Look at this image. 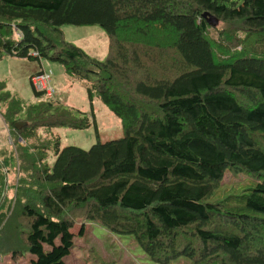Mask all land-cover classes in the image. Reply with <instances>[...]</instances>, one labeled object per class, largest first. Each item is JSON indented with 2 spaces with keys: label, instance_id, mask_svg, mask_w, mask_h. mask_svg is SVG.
<instances>
[{
  "label": "trees",
  "instance_id": "1",
  "mask_svg": "<svg viewBox=\"0 0 264 264\" xmlns=\"http://www.w3.org/2000/svg\"><path fill=\"white\" fill-rule=\"evenodd\" d=\"M66 24L100 26L105 58ZM5 54L59 63L90 111L32 85L45 99L25 103L0 81L1 256L67 264L92 221L133 235L152 264H264V0H0ZM96 99L122 135L62 146L55 128L97 129ZM227 171L254 181L243 204L208 201Z\"/></svg>",
  "mask_w": 264,
  "mask_h": 264
},
{
  "label": "rangeland",
  "instance_id": "2",
  "mask_svg": "<svg viewBox=\"0 0 264 264\" xmlns=\"http://www.w3.org/2000/svg\"><path fill=\"white\" fill-rule=\"evenodd\" d=\"M61 29L67 41L78 45L92 57L99 60L105 58L108 49V37L100 26L66 24ZM210 33L214 38L217 37L213 29L210 30ZM40 62L45 67H51V74L56 75L61 72L58 63L45 58L29 60L5 54L0 60V81L5 82L7 91L22 98L25 103L45 99V97L40 98L33 94L30 83V76L40 69ZM59 93L54 98L60 104L86 112L90 111L87 92L81 82L75 81V86L67 100H65L67 95ZM93 106L97 129L93 125L82 129L55 128L54 132L59 135L62 146L73 145L88 149L97 141L104 142L122 135L119 118L97 99L94 100ZM39 132L44 135L51 133V131L45 132L43 129ZM11 144L12 140L8 129L0 116V148L10 147ZM53 161L54 156L49 154L47 162L52 163ZM7 180L8 186L11 187L14 180L12 171L8 173ZM222 183L214 194L208 198V201L215 202L219 200L228 204L240 205L245 202L244 194L248 193L247 189L253 185L254 181L244 174L235 176L227 171L224 174ZM79 227L80 223H77L72 231L77 233ZM2 261L3 264H27L28 262L27 258L24 257L14 263L10 255L4 256ZM66 262L67 264H152L135 241L133 235L110 232L92 221L85 222L83 235L75 236V247L71 250ZM173 264H188V261L183 257Z\"/></svg>",
  "mask_w": 264,
  "mask_h": 264
},
{
  "label": "crops",
  "instance_id": "3",
  "mask_svg": "<svg viewBox=\"0 0 264 264\" xmlns=\"http://www.w3.org/2000/svg\"><path fill=\"white\" fill-rule=\"evenodd\" d=\"M59 66H60L61 72L56 74V75L51 74L52 75V81L51 82H52V85H53L54 90H55L54 94L51 96V98L55 99L54 96L56 97L57 93L60 92L59 94H61V95H67V97L65 99V100H67L70 96L69 94L72 92V89L75 86V81L73 79H71L70 77H68L67 75H65L60 64H59ZM50 68L51 67H45L44 64H42L40 62V69L35 71L34 73L39 72V71L50 72ZM46 70H48V71H46ZM81 111H84V110H81ZM84 112H86V111H84Z\"/></svg>",
  "mask_w": 264,
  "mask_h": 264
},
{
  "label": "built area",
  "instance_id": "4",
  "mask_svg": "<svg viewBox=\"0 0 264 264\" xmlns=\"http://www.w3.org/2000/svg\"><path fill=\"white\" fill-rule=\"evenodd\" d=\"M33 56H36V52L31 53ZM52 75L50 72L39 71L30 76V82L32 87L36 91L45 93L46 96L50 97L54 94V87L52 85ZM3 256L0 255V264L3 263Z\"/></svg>",
  "mask_w": 264,
  "mask_h": 264
},
{
  "label": "water",
  "instance_id": "5",
  "mask_svg": "<svg viewBox=\"0 0 264 264\" xmlns=\"http://www.w3.org/2000/svg\"><path fill=\"white\" fill-rule=\"evenodd\" d=\"M23 125H25V122H17V123H15V127L17 128V129H20Z\"/></svg>",
  "mask_w": 264,
  "mask_h": 264
}]
</instances>
